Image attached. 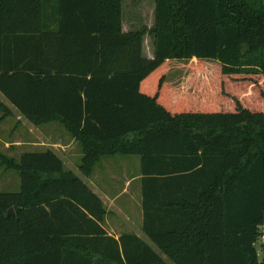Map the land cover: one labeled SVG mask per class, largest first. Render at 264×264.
Masks as SVG:
<instances>
[{
	"label": "trees",
	"instance_id": "16d2710c",
	"mask_svg": "<svg viewBox=\"0 0 264 264\" xmlns=\"http://www.w3.org/2000/svg\"><path fill=\"white\" fill-rule=\"evenodd\" d=\"M192 59L216 64L205 90L219 92L165 82L168 61ZM0 95L33 126L60 124L81 176L138 156L148 240L110 237L54 151L0 154L20 175L0 192V264H264V0H156L154 26L127 33L122 0H0Z\"/></svg>",
	"mask_w": 264,
	"mask_h": 264
},
{
	"label": "crops",
	"instance_id": "0c3cea01",
	"mask_svg": "<svg viewBox=\"0 0 264 264\" xmlns=\"http://www.w3.org/2000/svg\"><path fill=\"white\" fill-rule=\"evenodd\" d=\"M149 6L150 14L152 17V24L146 29H151L155 23V7L156 0H142ZM123 2V0H122ZM144 27V26H143ZM142 28V27H141ZM140 29V28H138ZM138 29H127L123 23V11H122V31L124 33L135 31ZM146 34L142 39V55L147 59H153L155 56L154 49V38ZM151 38V39H150ZM146 42L148 43L146 45ZM150 43V45H149ZM0 100L9 109L8 115L0 117V125L3 124L7 117H15L19 122V128L26 129L27 125L26 119L21 116L11 105L6 101L4 102L1 98ZM25 121L23 120V118ZM25 123V124H24ZM33 126V125H31ZM35 127V126H33ZM1 129V127H0ZM37 129V127H35ZM30 131H32L30 129ZM40 132V131H39ZM2 137V133L0 132ZM0 137V143H3V148L8 154L9 158H16L13 156L14 152H19V158L24 153H34L40 147L46 146L52 148L53 151L58 155L59 153H71L72 150L78 148V144L74 139H71L70 144H61L57 142H52L47 144L41 139H36L35 136L31 135L23 137L19 135L18 138H11L9 141H2L3 137ZM45 143V144H44ZM73 147V148H71ZM68 149V150H67ZM71 151V152H70ZM81 158V153L79 154ZM114 156L103 157L98 163L93 167L91 174L88 177H84L83 180L88 187L96 194L103 203L105 209L104 216V228L107 234L114 239H118L121 235L132 234L140 238L141 240L148 241L146 236L142 231L143 222V211H142V198H141V172H140V160L137 167L135 164V170L130 168V160H117ZM60 157V156H59ZM126 157V156H124ZM61 158V157H60ZM64 162V159L61 158ZM115 159V160H114ZM65 163V162H64ZM137 195L139 199H136ZM151 245V244H150ZM157 251V250H156Z\"/></svg>",
	"mask_w": 264,
	"mask_h": 264
},
{
	"label": "rangeland",
	"instance_id": "374dc122",
	"mask_svg": "<svg viewBox=\"0 0 264 264\" xmlns=\"http://www.w3.org/2000/svg\"><path fill=\"white\" fill-rule=\"evenodd\" d=\"M122 11H123V23L127 29H138L141 27H149L152 24V17L150 14L149 6L142 0H123L122 2ZM151 36V35H150ZM149 36V37H150ZM151 39V38H150ZM148 43L146 42V45ZM150 45V43H149ZM167 73L165 76V82L168 83L172 88L178 90L179 92H212L211 89L205 90V83L210 82L216 76L217 67L216 64L208 61V60H171L168 61ZM155 78V76L151 79V81ZM149 81V82H151ZM216 84L219 85V81H216ZM237 87L239 90H244L242 84L237 80L234 82L233 80L222 81V89L223 92L227 91L229 86ZM220 90H214L213 92H219ZM259 92V91H258ZM261 92V90H260ZM0 98L5 102V99L0 95ZM0 117H3V113L0 111ZM23 118V117H22ZM25 121V119L23 118ZM26 123L30 124L28 121ZM25 124V123H24ZM27 125L26 129L19 128V122L15 117H7L3 124L0 125V132L2 133V141H9L11 138H15L19 135L23 137L33 135L36 139H41L43 142L50 144L52 142H57L61 144H67L71 142V136L64 130V128L58 123H50L42 126L35 127ZM30 129L32 131H30ZM40 131V132H39ZM44 143V144H45ZM78 148L76 150H72L69 154L67 153H59L58 156L64 159L63 167L66 171H71L77 176L81 177L83 180L85 179L80 175L78 171V165L80 163L81 153L80 146L77 145ZM73 148V147H71ZM41 151L47 150L46 146L39 148ZM52 150V148H48ZM68 150V149H67ZM37 151L38 150H34ZM0 154L7 156L8 154L5 152L3 148V143H0ZM13 156L16 162H19V152H14ZM9 157V156H7ZM59 157V158H60ZM60 158V159H61ZM117 160H130L132 170H135L136 163L137 167L139 165V157L138 156H116ZM114 159V160H115ZM62 160V159H61ZM20 189V175L19 172L13 169H5V167L0 166V192H18ZM136 199H139L137 195ZM260 232L263 234L264 232V223L262 227H260ZM261 240L257 243V247L261 244ZM165 259V256H162ZM168 264H173L171 261L167 260Z\"/></svg>",
	"mask_w": 264,
	"mask_h": 264
},
{
	"label": "water",
	"instance_id": "95a60500",
	"mask_svg": "<svg viewBox=\"0 0 264 264\" xmlns=\"http://www.w3.org/2000/svg\"><path fill=\"white\" fill-rule=\"evenodd\" d=\"M12 213H13V210L11 209V210L9 211L8 215H9V214H12Z\"/></svg>",
	"mask_w": 264,
	"mask_h": 264
}]
</instances>
